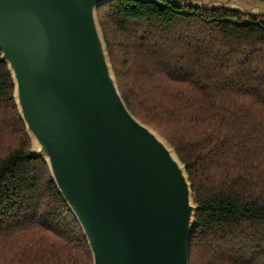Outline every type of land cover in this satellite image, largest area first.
<instances>
[{"label": "trees", "instance_id": "16d2710c", "mask_svg": "<svg viewBox=\"0 0 264 264\" xmlns=\"http://www.w3.org/2000/svg\"><path fill=\"white\" fill-rule=\"evenodd\" d=\"M98 19L122 97L186 165L189 264H264V15L111 0ZM1 55V48H0ZM0 60V264H93Z\"/></svg>", "mask_w": 264, "mask_h": 264}, {"label": "water", "instance_id": "95a60500", "mask_svg": "<svg viewBox=\"0 0 264 264\" xmlns=\"http://www.w3.org/2000/svg\"><path fill=\"white\" fill-rule=\"evenodd\" d=\"M111 0H0V60L93 264H189L198 205L186 165L120 92L97 9ZM263 14L264 0H170Z\"/></svg>", "mask_w": 264, "mask_h": 264}]
</instances>
